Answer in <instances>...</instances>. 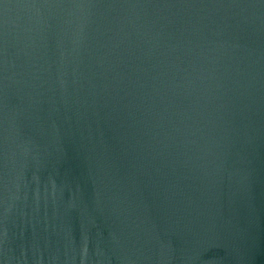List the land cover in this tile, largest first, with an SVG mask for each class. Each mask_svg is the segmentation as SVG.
<instances>
[{
  "label": "water",
  "instance_id": "1",
  "mask_svg": "<svg viewBox=\"0 0 264 264\" xmlns=\"http://www.w3.org/2000/svg\"><path fill=\"white\" fill-rule=\"evenodd\" d=\"M0 264H264V0H0Z\"/></svg>",
  "mask_w": 264,
  "mask_h": 264
}]
</instances>
